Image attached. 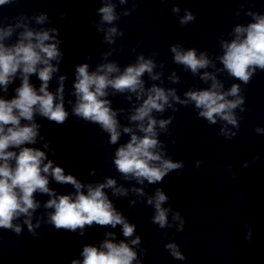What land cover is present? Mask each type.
<instances>
[{"label":"clouds","instance_id":"obj_1","mask_svg":"<svg viewBox=\"0 0 264 264\" xmlns=\"http://www.w3.org/2000/svg\"><path fill=\"white\" fill-rule=\"evenodd\" d=\"M19 2L0 0V6ZM128 3L129 0H100L101 6L95 10L99 20L91 24L97 33L103 34V43L110 47L99 54L100 62L94 69L88 62L74 66L72 90L68 93L67 74L58 75L55 91L50 90L54 76L60 73L64 53L59 47L62 43L58 38L59 30L42 27L46 22L51 23L47 14L21 13L13 18L14 23H5L7 18L0 17V229L20 235L26 225L28 232L37 237L36 229L43 222L56 230L78 232L83 236L86 226L115 229L119 225L125 238L116 242L115 232H105V239L98 246L85 244L80 252L82 259H72L70 264H142L139 257L146 254V250L141 248V237L136 235L137 226L114 206L106 189L117 198L133 194L137 199L129 201L130 208L146 198L147 205L154 209L152 223L161 229L175 227L177 232H182L186 221L171 205L164 207L170 199L164 190L156 187L152 195L145 191L146 182L162 184L174 171L182 175L178 170L185 167L184 161H176L168 154L160 139L161 134L170 135L169 126L174 116L161 117L169 110L178 112V105L192 106L198 118L209 125L219 124V135L231 140L243 119L237 110L246 111L241 84H249L257 70L264 71V13L251 8L245 10L243 3L235 15L239 17L243 12L251 19L247 24H236L228 33L230 39L219 38L220 54L210 56L207 51L185 48L179 43L169 47L172 62L198 77L207 87L189 88L183 96L177 88L165 87L166 62H157L159 53L155 51L148 56L137 53L134 62L121 67L118 61L109 58L119 51L111 46L124 36L117 22L131 16L136 9L137 0H133L130 8L117 11L118 6ZM183 11L184 15L179 16L181 8L178 5L171 8L180 26L194 23L196 15L188 9ZM60 18H64L63 13ZM33 22L37 27H33ZM131 51L135 53L136 48ZM91 59V54L85 58L86 61ZM218 63L222 67H218ZM222 73L240 83L225 88V82L219 78ZM33 75L40 81L39 87L31 82ZM17 79L19 86L8 98L9 88ZM167 80L173 85L181 82L175 70ZM148 81L152 82L150 86ZM66 95L74 99L66 100ZM117 95L124 96L130 107L114 108L110 97ZM70 115L98 125L108 135V144L118 145L112 161L114 167L123 181H135L139 187L126 188L110 176L103 182L85 184L76 176L66 174L63 167L54 165L47 152L55 155V150L50 147L51 141L41 135L42 125L37 123L36 117L63 125ZM121 117L126 124L121 123ZM254 131L264 134V128L259 126ZM124 135L129 139L121 143ZM38 140L43 141L44 150L34 147ZM258 159L259 156H254L242 167L247 168ZM195 163L199 168L202 161ZM227 167L232 169L230 164ZM96 171L92 169L88 175H96ZM50 179L60 185H71L74 192L58 194L49 186ZM37 194L49 199L41 204ZM40 208L43 212L36 216ZM245 239L252 240L251 226L247 227ZM165 249L173 259L186 260L177 243L169 242Z\"/></svg>","mask_w":264,"mask_h":264}]
</instances>
